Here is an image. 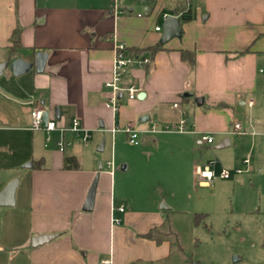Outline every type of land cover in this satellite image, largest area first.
<instances>
[{
    "label": "crops",
    "instance_id": "crops-1",
    "mask_svg": "<svg viewBox=\"0 0 264 264\" xmlns=\"http://www.w3.org/2000/svg\"><path fill=\"white\" fill-rule=\"evenodd\" d=\"M134 2L145 3L146 17L158 11L157 22L151 25L140 13L133 16L132 5L125 6L126 14L114 16L111 0H0V64L17 58L34 64L35 53L47 55L41 73L33 65L20 76H13L8 68L0 75V191L18 179L14 206L0 208V219L13 213L26 220L23 236H2L0 228V264H157L162 260L169 264L166 242L160 238L158 245L143 237L159 223L162 226L158 213L132 212L116 203L114 172L107 162L112 161L114 140H121L119 128L131 124L139 131V142L150 150L163 143L179 150L175 136L146 131L151 124L176 125L181 114L188 131L184 139L198 145L204 143L202 134H211L214 142L215 136L230 133L229 127L239 122L237 115L243 117L246 125L239 123L250 135H264V127L258 133L251 122L255 118L264 125V0ZM186 9L193 19L183 22L180 14ZM162 14L178 17L181 28L179 39L163 45L161 30H154L162 28ZM146 28L151 31L146 33ZM15 29L20 48L12 55L10 36ZM115 41L128 49L157 44L161 48L148 65L129 71L124 85L138 87L141 97L129 101L124 95L114 115L104 105L108 97L104 83L111 75ZM182 51L193 55L191 65L182 61ZM174 103L178 108H172ZM37 105L55 122L56 130H30V113ZM145 116L148 119L142 122ZM74 122L89 134L85 144L70 132ZM115 127L118 130L112 132ZM60 140L68 143L63 151L57 145ZM223 142L230 144L227 139ZM258 144L262 150V141ZM140 155L147 165L137 169L150 167L151 152ZM211 159L193 162L191 175ZM246 159L248 164L243 163ZM66 160L70 168L64 167ZM120 162L122 173L130 171L127 154ZM240 163L253 173L258 162L242 158ZM218 166L223 167L221 162ZM216 168L217 178L220 169ZM95 176L93 207L84 212ZM256 177L260 186L264 174ZM120 206L123 212L118 211ZM115 218L120 223H114ZM39 236L51 238L33 247Z\"/></svg>",
    "mask_w": 264,
    "mask_h": 264
},
{
    "label": "rangeland",
    "instance_id": "rangeland-1",
    "mask_svg": "<svg viewBox=\"0 0 264 264\" xmlns=\"http://www.w3.org/2000/svg\"><path fill=\"white\" fill-rule=\"evenodd\" d=\"M134 1L125 0L123 5L134 6L133 16L140 13L142 18L151 20V25L155 24L158 11L146 17L145 3ZM145 31L149 33L151 29L146 28ZM235 119L246 125L241 115ZM254 119L251 120L254 130L261 133L263 122ZM229 130L226 136H215L211 145L205 142L198 145L184 139L188 131L157 133L175 136L179 150L166 143L152 150L140 142L138 146L131 145L123 133L121 140L113 142V166L109 169L114 172L116 203H123L126 210L131 209L132 212L153 210L158 213L162 226L159 227L160 223L157 225L156 236L170 248L169 264H264V179L260 186L256 179V176L264 174V135L253 137L248 130L246 134L232 133L231 127ZM225 139L229 146L216 149ZM260 141L262 150L258 147ZM259 149L261 155L257 152ZM141 152H151V161L150 167H140L139 170L138 166L147 165L139 157ZM102 154L105 157L109 155ZM126 154L131 168L122 173L120 159ZM214 156L223 167L241 169L242 173L229 179L216 178L210 185H202L196 175H191V165ZM171 157L177 161L171 162ZM242 158L257 160L253 173L241 165ZM219 169L220 166L216 168L217 171ZM163 206L170 210L161 212ZM195 213L207 214V217L195 225ZM0 228L3 229L2 236H23L26 220L17 219L12 213L2 221L0 219ZM165 261L157 264H165Z\"/></svg>",
    "mask_w": 264,
    "mask_h": 264
},
{
    "label": "built area",
    "instance_id": "built-area-1",
    "mask_svg": "<svg viewBox=\"0 0 264 264\" xmlns=\"http://www.w3.org/2000/svg\"><path fill=\"white\" fill-rule=\"evenodd\" d=\"M124 0H111V10L112 14L114 16H117L119 14H126L127 9L123 5ZM141 16V15H138ZM166 14L161 15V20L163 21L166 17ZM154 30L156 32H160L161 28L160 26H155ZM151 62L150 58L148 56H136L134 54H130L128 52V48L120 42H114L113 45V60H112V67H111V75L109 80H107L104 83V87L108 90V97L104 103L105 107L110 108L115 115L118 111L119 103L121 98L125 95L127 100L131 101L136 99L138 92L140 89L136 87L135 85L129 84L127 86L124 85V80L126 76L128 75L129 71L133 68H140L148 65ZM119 95L121 97H119ZM248 106H252L253 101H248ZM172 108L176 109L178 108V104L174 103L172 105ZM43 110L40 106H34L31 110L30 116H31V124H30V130L31 131H39L41 129H44L46 131H54L56 130V124L53 120H48L46 125L43 123L42 119ZM186 119L185 114H181V119L178 124L176 125H170V126H157L156 124H151L147 131L148 133H157V132H185L186 131ZM250 127V126H249ZM118 130L117 127L113 128L111 131L115 132ZM127 137V141L131 145H138L139 144V131L135 130L131 124H125L122 128H119ZM246 128H244L239 122H235L231 126V132L232 133H241L246 134ZM61 132L63 130L60 129ZM70 132L80 137L82 143H86L89 134L87 131L81 129L77 122H74L72 128L70 129ZM250 133V132H249ZM264 134V133H263ZM201 141L207 143V144H213V136L211 134H202L201 135ZM68 144L64 141L60 140L58 141L57 145L59 147L60 151H63L64 146ZM219 160L217 158L211 159L207 164L201 167H197L195 170V174L197 176V179L205 184H210L215 178V168L217 165H219ZM244 164H248V160L243 161ZM113 162H107V167L112 168ZM241 173V170L236 169L234 171H230L225 168H221L219 171V174L217 175V178L220 179H229L233 174H239ZM119 212H123L124 208L123 206H120L118 208ZM114 223L118 224L120 223V220L115 218L113 219ZM107 263V262H106Z\"/></svg>",
    "mask_w": 264,
    "mask_h": 264
},
{
    "label": "water",
    "instance_id": "water-1",
    "mask_svg": "<svg viewBox=\"0 0 264 264\" xmlns=\"http://www.w3.org/2000/svg\"><path fill=\"white\" fill-rule=\"evenodd\" d=\"M161 38L159 40V44L163 45L172 38H180L181 37V28H180V19L176 16L167 15L161 24ZM47 55L46 53L38 52L35 53L34 56V64L28 63L20 58H17L13 60L10 63H3L0 64V75L5 69H9L10 73L13 76H20L25 74L27 71H29L32 66L34 65V69L36 72L41 73L44 69L45 62H46ZM184 97H191L192 94L190 93H184ZM119 97H121L119 95ZM140 95L137 96L138 99H140ZM200 99V98H199ZM198 101V98H196V102ZM42 119L44 125H46L48 121V114L46 112H43ZM148 119L147 116L142 117L141 121L145 122ZM226 144L223 142L217 148H222ZM30 163H27L26 166L30 167ZM98 180V176L94 177V180L88 190L86 200L84 203V206L82 210L84 212H90L93 207L94 203V196H95V189H96V183ZM18 186V179L11 180L1 191H0V208H11L14 206L15 200H14V194L15 190ZM168 209V207L163 206L161 207V210ZM51 238V236H39L34 238L32 241V246L36 247L39 245V243H42L44 239Z\"/></svg>",
    "mask_w": 264,
    "mask_h": 264
},
{
    "label": "trees",
    "instance_id": "trees-1",
    "mask_svg": "<svg viewBox=\"0 0 264 264\" xmlns=\"http://www.w3.org/2000/svg\"><path fill=\"white\" fill-rule=\"evenodd\" d=\"M180 19L183 22H187V21L192 20L193 15L191 13V10L190 9L181 10ZM10 43H11V47L9 48V50H10V53L13 55L18 50V48H20L19 30L18 29L13 30V32L10 36ZM160 48H161L160 45L157 44L153 47H149L146 49L129 48L128 52L130 54H134L136 56H149V58L151 59V56ZM181 58H182V61L188 62V63H190V65L193 62V55L190 53L182 51L181 52ZM69 163H70L69 160H66L64 167L70 168L71 165ZM206 217H207V214H195L194 215V224L195 225L201 224ZM156 232H157V229H151L146 234H144L143 237L146 239H149V240H153V241H155L156 244L159 245L161 243V239L158 236H156Z\"/></svg>",
    "mask_w": 264,
    "mask_h": 264
}]
</instances>
